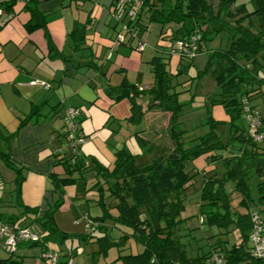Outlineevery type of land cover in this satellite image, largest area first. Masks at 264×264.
<instances>
[{"label":"trees","instance_id":"16d2710c","mask_svg":"<svg viewBox=\"0 0 264 264\" xmlns=\"http://www.w3.org/2000/svg\"><path fill=\"white\" fill-rule=\"evenodd\" d=\"M25 1V8L31 15V19L26 24L27 30L33 32L43 29L50 51H56L57 48L48 31L47 14L40 10L39 0ZM215 1L160 0L162 5L159 7L156 0H143L142 10L134 20L139 28L140 37L127 34L123 42L132 45L137 51L140 44H143L145 49L147 44L143 35L150 22L161 23L164 30V27L168 26L166 32L162 30L163 33H167L171 25L175 27L170 31L171 47L168 53L151 59L155 76V85L152 88L141 90L139 83H130L124 78L117 87L110 86L109 91L116 101L129 98L131 114L127 121L133 124H141L145 113L151 110L159 109L170 113L167 131L171 145L151 143L137 136L138 143L143 148L142 152L133 154L127 147H122L116 152V161L112 169L103 166L95 157L86 161L81 154L84 143L79 145L76 157L72 151L62 148L61 163L64 164L69 177L60 178L55 173L51 174L54 192L58 197L47 210L42 211L39 207H31L24 203L22 184L25 176L12 161L10 149L12 135H7L5 138L1 136L3 139L0 138V158L16 173L14 202L21 210L19 213H1L0 223L11 228H23L34 224L39 232L37 241H20L18 248L23 244L37 245L41 248V257L48 260V263L50 260L43 257L45 251L58 253L56 264H69L71 260V264L74 263L75 251L67 249L61 255L64 251L61 245H66L69 239L88 238V235H71L60 229L55 220V212L64 204V187L76 182L72 177L74 172L78 171L82 174L95 166L98 174L103 175L107 180L112 179L113 182L107 188L101 181L97 183L96 190L103 214L95 218L88 215V219H91L90 225L94 226V222H99L103 228L102 223L106 218L113 217L116 225L126 226L130 230V233L123 237L124 240L120 241L113 240L106 230L101 233L96 232V241L100 243V247L94 251L95 264L102 253L107 255L113 246H118L120 250L116 260L122 259L125 264H207L214 252L221 251L225 253L227 264H264V260L252 258L248 250L249 234L253 226L250 210L253 201L251 192L255 188L259 195L258 203L264 205V179L258 182L256 187L251 181L253 173L264 174V141L258 142L254 138L248 123L246 127L233 125L237 144L232 145L236 152L231 151L228 155L222 153L212 155V152L229 149L228 144L225 145L213 129L186 141V130L178 118L182 104L178 100L177 93L173 91V76L178 75L179 72L173 73L169 69V58L174 54L172 45L178 39L191 40L192 37H196L195 56L189 58L186 55H179L181 61L185 59L193 61L197 54L204 50V43L228 31L232 37L228 49L207 48L210 58L204 72L214 76L218 86L226 94L224 103L235 118L246 121L247 105L259 110L262 121L259 130L264 132V113L252 104L255 96L264 93V0H250L251 9L246 3L238 4L237 0ZM17 2L18 0L0 2V9L3 11L0 21L4 22L0 24V29L13 18ZM114 4L115 0L112 1L111 11ZM9 15L12 17L4 21ZM116 22L120 32L121 24ZM89 23V21L80 23L71 31L70 36L75 44V50H81L86 43ZM133 41H137L136 45L132 44ZM94 66L101 71L100 66ZM145 96L147 99L142 102L141 98ZM38 110L39 106H35L20 126L27 124ZM209 122L210 120L202 124V131L208 129ZM84 136L87 140V136L85 134ZM204 155H210L213 162L219 160L224 164L222 176L219 177L220 172L208 174L201 189L200 207L201 213L205 216L204 224L226 230L230 227L238 228L242 241L229 246L226 241L220 239L217 243L211 244L208 251L191 256L188 254L187 244L182 241L181 232L184 221L181 213L185 208L186 191L193 184L196 176V173L188 170L187 162H194ZM230 182L233 186L228 188ZM232 191H237L242 196L241 205L248 209L247 213L242 214L233 208ZM111 198L116 207V214H111L109 210ZM129 239L141 244L144 250L124 253L126 248L124 245ZM0 245L8 250L3 239H0ZM62 256H65L64 261L60 259ZM0 264H25V261L17 251H9L7 257L0 256Z\"/></svg>","mask_w":264,"mask_h":264},{"label":"crops","instance_id":"0c3cea01","mask_svg":"<svg viewBox=\"0 0 264 264\" xmlns=\"http://www.w3.org/2000/svg\"><path fill=\"white\" fill-rule=\"evenodd\" d=\"M74 1L76 8L79 9L85 0ZM92 1L96 5L92 12L88 15H74L69 10L73 7V0H39L40 10L47 14L48 31L57 48L56 51H50L43 29L33 32L27 30L26 24L31 15L25 8V0H18L13 18L0 29V138L12 135L10 138L12 161L25 176L22 199L26 205L39 207L42 211L47 210L58 197L54 192L51 174L55 173L60 178L69 177L64 164L61 163L60 155L66 133L63 122L64 109L75 106L82 110L81 128L83 134L87 136V142L81 148L84 159L89 161L95 157L103 166L112 169L116 161V152L127 146L125 141L128 135L122 134L123 129L133 123L127 121L131 114L130 102L116 101L109 94L110 86L117 87L124 78L130 80L131 74L137 72L138 83L144 81V71L148 67V62L151 63L154 56L165 55L164 53H168L171 47V42L164 37L170 35L171 29L175 28L173 25L167 33L162 32L164 29L161 26L157 46L154 39L148 37L147 41L145 38L148 45L144 51H137L128 43H116L120 27L111 13L113 0H110L107 6L100 5L101 0ZM237 3L248 5L247 1L239 3L237 0ZM86 21L90 22L87 27L86 43L81 50H75L70 33L78 24ZM136 43L137 41H133L132 44ZM160 46L162 50L158 48ZM147 47L157 54L145 53ZM181 62L179 55H171L170 70L176 73ZM93 64L100 66L101 71ZM40 82L48 84L49 87L36 84ZM4 85L11 86V90H4ZM144 100L145 97L141 98L142 102H145ZM35 106H39L38 112L21 127V122L31 114ZM161 112L167 114L169 121L168 112L159 109L148 111L143 122L135 124L142 127L140 129L131 127L129 135L136 134L151 143L162 144V140L168 136V123L160 127L155 126L154 122ZM143 133L148 134L147 137H144ZM168 141L170 142V139ZM214 163L217 161L213 162L210 155H204L194 162H187L188 170L196 173V176L186 195L190 192H201L208 170ZM77 172L72 175L77 181L64 187L65 203L78 197L84 199L86 194L81 190L83 188H91L94 194H97L96 187L101 181L98 180L100 174L95 177L98 180L95 184L94 179L82 181L81 178H75ZM85 174L83 173L81 177L85 178ZM112 182L113 180L109 179L104 181V184L101 183L107 188ZM8 192L14 200V190L5 189L4 196ZM240 207L246 210L245 213L248 212L247 208ZM204 221L205 218L198 215L196 218L187 219L186 225L191 229H199L205 227ZM208 236L211 235L208 233ZM131 242L130 247L133 251L144 250L141 244L133 240ZM0 246L6 250L4 246ZM70 247L72 245H67L69 251ZM6 251L9 255V251ZM75 256L73 264H80ZM100 260L99 258L96 264L100 263Z\"/></svg>","mask_w":264,"mask_h":264},{"label":"rangeland","instance_id":"374dc122","mask_svg":"<svg viewBox=\"0 0 264 264\" xmlns=\"http://www.w3.org/2000/svg\"><path fill=\"white\" fill-rule=\"evenodd\" d=\"M247 1L249 7H251L250 0H238V2ZM73 7L70 8V13L73 12L74 15H88L89 12H92L95 8V2L92 0H85L83 3V6H79V9H77L76 2L73 0ZM110 0H101L100 5L105 4L106 6L109 4ZM215 2H218L216 0ZM99 3V2H98ZM156 3L159 7H161L162 3L160 0H156ZM4 17H2L3 19ZM256 18L255 20H257ZM116 20V19H115ZM162 24L158 22H152L148 24V30L144 33L143 39L148 37L150 39H154V44H157V40L159 38L158 32L161 29ZM166 32V28L164 27ZM168 41L171 40V36L165 37ZM146 41V44L148 45V42ZM232 41V37L230 32L224 31L218 36L208 40L206 43H204V50L197 54V58L195 61H191L188 59H185L181 62L180 67L178 69L179 74L176 76H173V91L177 93V97L179 102L182 104V111L180 112L178 118L179 121L182 122L181 124L184 126L186 132H185V138L186 141H189L191 137L198 136L199 134L203 132H207L210 129H213L215 133L217 134L218 138L225 144H228L229 149H223L218 152H212V155L222 153L225 155L230 154L231 151H235L236 149L232 144H237L236 138L233 134V125L236 126H245L247 125L246 121H243L241 119H237L233 116V114L228 110L226 104L224 103V100L226 99V94H224V91L221 87L218 86L214 76L208 72H204L206 69L208 60L210 58L209 49H228ZM158 45V44H157ZM156 45V46H157ZM160 50H162V47H158ZM209 48V49H207ZM136 51V50H135ZM137 52V51H136ZM139 53V52H138ZM148 55L154 52V50L147 47L146 52ZM157 54V53H156ZM162 54V52L160 53ZM147 57V56H146ZM170 69V66H169ZM138 72L135 74H131L130 77V83H138ZM44 82L36 83L43 85ZM35 84V83H34ZM139 85L143 88L150 89L155 85V76L152 68V64L148 62V67L144 71V81L140 82ZM44 86V85H43ZM4 90H11V86L4 85ZM145 100L147 99V96H145ZM229 99V97H227ZM126 102H130L129 98H124ZM122 100V101H123ZM144 100V101H145ZM121 102V101H120ZM252 104L255 105L258 109H260L264 113V93L259 94L255 96L252 99ZM160 116H156L155 118V126H165V124H169L168 116L167 114H158ZM210 120L208 124V129H205L202 131V124L206 121ZM131 127H134L135 129H140L142 126H138L135 124H131L129 127L126 126L123 129L122 134L128 135L126 139V144L131 152L133 154H139L142 152L143 148L138 143L136 134L129 135V130ZM168 127V125H167ZM144 134V133H143ZM148 134H144V137H147ZM168 135V131H167ZM143 138V137H142ZM144 139V138H143ZM169 136H166L162 140V144H170L171 142L168 141ZM87 142V140H86ZM85 142V143H86ZM84 143V144H85ZM83 144V145H84ZM171 145V144H170ZM218 173L220 172L222 176V173L224 172V164L223 162H220L219 160L217 163H214L212 168L208 170V174L210 173ZM85 178H82V174L77 172L75 178H81L82 181L85 179H94L95 184L98 182V180H101V182L104 184V181L106 182V178L103 175H99V179L96 180L95 177L98 175V170L93 167L87 172H84ZM16 173L7 167L6 163L0 159V214L1 213H12V212H20L21 208L17 206V204L12 200L11 193L8 192L4 196L5 189L7 191L14 190L16 187V181H15ZM264 179V174L258 175L253 173L251 177V181L256 187V184ZM77 181V179H76ZM85 183V182H83ZM233 184L230 182L228 184V188H231ZM194 188H192L191 191H193ZM84 191V194H86V197L84 199L82 197H78L76 199H72L71 201H68L67 203L64 202L63 206L59 208L55 212V220L60 229L67 232L71 235H88V238H82L74 240H68L66 241V245H61L62 251L61 255L64 254V252L67 250V245H72L71 250L77 251V256H75V259L77 258V261L81 264H95V261L93 260V256L95 254L94 251H97L100 247V243L97 242V233H101L103 231H107L109 235L113 238L115 241L124 240L123 237L128 235L130 233V230L128 227L123 225H116L115 220L113 217L106 218L103 228L101 227V223L94 222V226L90 225L91 219H88V215L91 216V218H95L97 215L103 214V208L102 205L99 203V195L98 191L97 194H94L93 190L91 188L88 189H81ZM15 192V191H14ZM83 195V194H81ZM252 195V203L250 205V210L254 212H260L264 217V205L258 203V192L256 188L251 192ZM242 196L237 194V192L232 191L231 194V201L232 206L236 211L239 212H246L245 209H241V201ZM11 201H8L10 200ZM110 201V212L111 214H116V207L114 206L113 199ZM12 202V203H11ZM11 203V204H10ZM184 205L185 208L182 211V218H184V221L182 222V241L187 244V251L188 254L193 256L197 255L198 253H204L209 250L211 244L217 243L218 240L222 239L223 241H226V243L230 246L234 243H239L242 241V235L238 228L230 227L228 230L224 228H219L217 226H209L205 224V227L199 228V229H191L187 227L186 222L187 219H193L196 218L198 215L201 217L205 216L203 213H201V207H200V192H190L188 195L185 196L184 199ZM244 207V206H243ZM248 210V209H247ZM97 227H96V226ZM96 227V228H95ZM103 229V230H102ZM208 233L211 236H208ZM93 234H96L94 236ZM132 239H129L127 241V244H125L124 247V253H130L132 251ZM17 254H23V258L25 261V264H50L51 262L48 260H45L41 257V249L39 246H30V245H23L20 246L18 249ZM118 254H120V250L118 249V246H113L110 248V251L107 253V257L102 253V256L100 257V263L98 264H108V262H113V264H125V262L122 259L116 260L118 257ZM8 252L4 249H1L0 246V256L1 257H7ZM25 255V256H24ZM107 258V259H105ZM61 261L65 260V256L60 257ZM50 260V259H49Z\"/></svg>","mask_w":264,"mask_h":264},{"label":"built area","instance_id":"2783aa9c","mask_svg":"<svg viewBox=\"0 0 264 264\" xmlns=\"http://www.w3.org/2000/svg\"><path fill=\"white\" fill-rule=\"evenodd\" d=\"M143 0H115V4L112 8V16L116 21L121 24V31L118 33L115 42L120 44L126 40L127 34L133 37H140L139 28L134 23L137 16L142 10ZM2 9H0V18L2 16ZM12 16L9 15L4 21H8ZM1 20V19H0ZM4 23L0 21V24ZM134 23V24H132ZM196 37H192L191 40L178 39L172 45V53L178 55H186L192 58L196 54ZM144 45L140 44L138 51H143ZM44 86L49 87L48 84L43 83ZM142 90L143 87L140 86ZM81 109L75 106H68L64 109L63 122L66 129V138L63 144V150L72 151L74 157L77 155V149L79 145L86 142L80 124ZM245 120L248 123L250 133L253 134L254 138L258 142L264 141V132L259 130L261 121V112L257 109H252L249 105L246 106ZM75 159V158H74ZM73 159V160H74ZM251 217L253 226L249 234L248 239V250L250 251L252 258H258L264 260V217L260 212L251 211ZM91 223V222H89ZM0 239L4 241V245L10 252H15L18 249V244L23 240H34L39 239V232L36 225H30L27 227L11 228L8 225L0 223ZM43 257L50 259L51 263L56 264L58 261V253L52 251L43 252ZM72 263V260L69 264ZM207 264H227L225 253L214 252L209 258Z\"/></svg>","mask_w":264,"mask_h":264}]
</instances>
